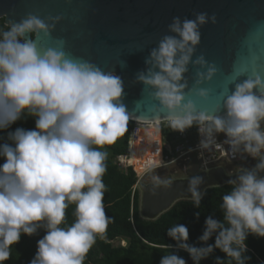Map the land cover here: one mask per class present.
Here are the masks:
<instances>
[{
    "label": "clouds",
    "instance_id": "clouds-1",
    "mask_svg": "<svg viewBox=\"0 0 264 264\" xmlns=\"http://www.w3.org/2000/svg\"><path fill=\"white\" fill-rule=\"evenodd\" d=\"M209 22L215 23V16L174 17L169 34L158 40L145 60L146 70L136 79L166 110L172 131L183 133L207 119L208 124L197 126L202 152L223 133L232 158L242 153L256 163L241 168L228 181L231 190L219 205L222 220L207 216L198 238L201 246L190 245L187 227L175 224L166 234L176 251L165 245L170 251L159 264H186L178 251L186 252L192 264H200L214 250L225 255L215 264H248L247 237L264 238V79L259 74L248 76L234 91L221 92L223 103L211 117L196 112L191 99L186 101L193 93L206 99L209 91L200 85L211 81L217 71L203 55L192 59L200 43L199 29ZM53 28L54 24L29 13L0 31V130L22 117L35 120L34 129L16 128L0 144L4 161L0 164V264L10 258L21 234L33 236L38 230L45 235L37 241L30 264H83L110 222L103 204L108 154L102 149L127 131L131 114L121 103L123 82L113 71L71 55L62 38L38 49L36 39L50 38ZM190 63L205 69L196 71L191 89L184 78ZM187 181L192 206L199 208L203 177L192 175ZM161 187L168 189L171 182L153 176L151 194ZM70 204L75 205V219L62 227ZM213 237L214 243L208 244Z\"/></svg>",
    "mask_w": 264,
    "mask_h": 264
},
{
    "label": "water",
    "instance_id": "water-1",
    "mask_svg": "<svg viewBox=\"0 0 264 264\" xmlns=\"http://www.w3.org/2000/svg\"><path fill=\"white\" fill-rule=\"evenodd\" d=\"M29 13L54 24L50 38L40 35L36 39L38 49L62 38L71 55L113 71L123 82L121 103L139 120L167 118L168 113L152 98L151 90L144 89L136 77L146 70L145 60L158 40L169 34L167 29L174 17L194 19L197 13L215 16V23L199 29L200 43L192 58L203 55L217 69L211 81L200 85L209 91L206 99L194 93L186 96L196 112L214 116L223 103L221 92L234 91L235 85L248 76L259 74L264 79V0H0V19L6 27ZM56 17L60 19L56 21ZM31 37L35 39V33ZM198 70L205 71L190 63L184 74L189 89ZM239 171L227 175L218 167L200 172V190L204 193L222 187ZM187 180L168 181L171 187H161L156 195L151 194L152 184H138L141 219L154 221L176 203L191 201Z\"/></svg>",
    "mask_w": 264,
    "mask_h": 264
},
{
    "label": "trees",
    "instance_id": "trees-1",
    "mask_svg": "<svg viewBox=\"0 0 264 264\" xmlns=\"http://www.w3.org/2000/svg\"><path fill=\"white\" fill-rule=\"evenodd\" d=\"M8 28L3 21H0V31ZM133 125V122L128 121L127 131L118 137L115 143L106 145L102 149L108 154L105 161L106 171L103 176L105 184L103 204L110 222L105 232L97 236L83 264H159L162 256L170 251L164 247L165 245H171V250L176 251L175 242L166 234L170 227L175 224L185 225L188 229L187 242L200 247L198 238L203 234L207 216L213 215V218L222 220L219 205L222 203V196L231 190L229 184L206 190L199 208L193 207L192 201H181L154 221L141 219L139 192L134 190L137 176L132 168L123 170L115 163L119 156L127 155V142ZM34 127V118L22 117L10 128L0 130V144L7 142L8 133L15 131L16 128L31 130ZM148 135L149 132L140 130L138 139L132 146L127 162L133 166L134 170L145 152L149 150L146 148L144 153L140 150V145L144 140H148ZM3 162L0 159V164ZM74 209L73 204L66 209L65 223L62 227H67L74 221ZM197 213H199L198 218ZM118 240L125 242L126 245H114V242ZM212 243H214V237L208 241V244ZM245 244L247 246L245 255L249 257L248 264H264V238L249 235ZM36 251L37 244L31 237L21 234L18 243L12 246L10 258L4 261V264H30ZM177 254L185 259L186 264H192L186 252L178 251ZM218 257L221 260L225 259L222 252L214 250L209 257L201 260L200 264H215Z\"/></svg>",
    "mask_w": 264,
    "mask_h": 264
},
{
    "label": "built area",
    "instance_id": "built-area-1",
    "mask_svg": "<svg viewBox=\"0 0 264 264\" xmlns=\"http://www.w3.org/2000/svg\"><path fill=\"white\" fill-rule=\"evenodd\" d=\"M209 120L198 121L197 124L193 125L191 128L186 129L183 133L178 131H172L170 127V121H164L159 123L157 126L159 131V164L156 168H168V167H184L193 159L197 160L199 163L200 172H206L217 166L219 164H236L243 165L247 162L256 163L253 159L247 157L242 153H238L235 158H232L231 152L229 150V145L224 144L226 137L223 133L218 134L215 139L216 142L213 143L208 149L202 150L198 147L203 137L200 135L197 126H204L208 124ZM133 128L129 133V138L127 142V155L119 156L115 163L119 165L123 170L127 168H132L127 160L131 155V150L134 142L138 139V133L140 130H148V123L133 122ZM264 130V128L262 129ZM217 145H220L217 147ZM154 167V168H155ZM252 168V167H250ZM135 172V171H134ZM136 173V172H135ZM137 186L134 187V190Z\"/></svg>",
    "mask_w": 264,
    "mask_h": 264
},
{
    "label": "rangeland",
    "instance_id": "rangeland-1",
    "mask_svg": "<svg viewBox=\"0 0 264 264\" xmlns=\"http://www.w3.org/2000/svg\"><path fill=\"white\" fill-rule=\"evenodd\" d=\"M0 21H3V19H0ZM148 130H145L149 132L148 140H144L142 144L140 145L141 153L145 152L146 148H149L147 152L143 155V157L140 159L138 164L135 167L136 176L138 177V184H152V178L153 176H159L163 181L168 182L175 179H188L192 175H198L200 173L199 170V163L197 160L193 159L191 162H189L184 167H168V168H155L150 167L146 165V156L147 153L151 150H154L158 156L160 153V147H159V131L157 126L158 124H149ZM264 128V123H262V129ZM255 164V163H254ZM254 164L252 162L244 163L243 165H228V164H219L220 166H217L216 168L220 167L224 170V172L227 175L235 174L237 173L241 168H250L253 167ZM150 167V168H149ZM136 190H138V186L136 187ZM140 195V192H139ZM45 235V232L43 230H38V232L30 236L31 239L37 244V241ZM114 245L116 246H125L126 243L123 241H116L114 242Z\"/></svg>",
    "mask_w": 264,
    "mask_h": 264
},
{
    "label": "bare ground",
    "instance_id": "bare-ground-1",
    "mask_svg": "<svg viewBox=\"0 0 264 264\" xmlns=\"http://www.w3.org/2000/svg\"><path fill=\"white\" fill-rule=\"evenodd\" d=\"M129 119L131 121L139 122V123H142L144 121V122H146L148 124H158V123H162L164 121H169L168 118H162V119H156V120H139V119H137L135 117H132V116H130ZM158 164H159V156L154 150H151L150 152L147 153L146 165L150 166V167H154V166H156ZM230 175H232V174H230Z\"/></svg>",
    "mask_w": 264,
    "mask_h": 264
}]
</instances>
